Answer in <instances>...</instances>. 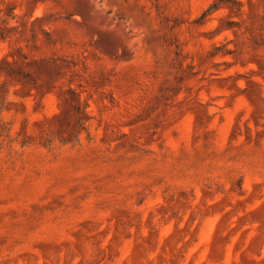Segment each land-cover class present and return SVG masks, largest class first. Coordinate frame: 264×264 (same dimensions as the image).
Here are the masks:
<instances>
[{"label":"rangeland","instance_id":"1","mask_svg":"<svg viewBox=\"0 0 264 264\" xmlns=\"http://www.w3.org/2000/svg\"><path fill=\"white\" fill-rule=\"evenodd\" d=\"M0 264H264V0H0Z\"/></svg>","mask_w":264,"mask_h":264}]
</instances>
